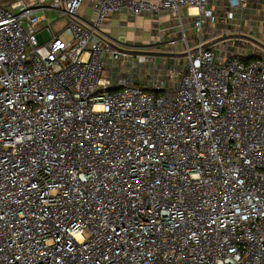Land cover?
I'll return each mask as SVG.
<instances>
[{
	"label": "built area",
	"instance_id": "obj_1",
	"mask_svg": "<svg viewBox=\"0 0 264 264\" xmlns=\"http://www.w3.org/2000/svg\"><path fill=\"white\" fill-rule=\"evenodd\" d=\"M248 4L0 0V264H264V49L241 37L264 21ZM142 15L157 53L185 55L122 51L108 22Z\"/></svg>",
	"mask_w": 264,
	"mask_h": 264
},
{
	"label": "rangeland",
	"instance_id": "obj_2",
	"mask_svg": "<svg viewBox=\"0 0 264 264\" xmlns=\"http://www.w3.org/2000/svg\"><path fill=\"white\" fill-rule=\"evenodd\" d=\"M15 0H2L4 4H9ZM48 3H51L53 0H47ZM87 3L84 2L80 9L79 14L84 15L87 14L89 9L86 8ZM55 14V15H54ZM245 17L252 18L258 16L257 19L264 21V0H249L248 8L244 10ZM56 16V12L49 13L47 12V16L51 18L52 16ZM187 18V17H186ZM173 19V18H172ZM215 20L210 22L208 28L205 32V40H212L214 37L218 35H222L221 28L223 27V20L219 18L215 23ZM45 20L41 21L38 26V33L36 34L38 41L43 43L50 39L51 35L44 29ZM191 20H188V23L185 25V28H190ZM112 24V26L110 25ZM151 24V18L146 15H142L136 18H129L127 16H122L120 19L111 18V20L107 24V28L111 29L113 33V39L117 41L122 46L132 47L131 49H135L139 52H154L157 53L158 49L154 48L153 43L158 39L157 35L150 34L149 27ZM109 25V26H108ZM165 25L167 28H171L170 17H165ZM186 35L188 39L195 40L196 36L194 32H182V35ZM244 35H251L250 32H244ZM257 36L262 38L259 40L261 43H264V34H260L256 32ZM175 38H179L178 32H175ZM121 46V47H122ZM125 50L126 48H120ZM127 50V49H126ZM162 57H156L157 61H160Z\"/></svg>",
	"mask_w": 264,
	"mask_h": 264
},
{
	"label": "water",
	"instance_id": "obj_3",
	"mask_svg": "<svg viewBox=\"0 0 264 264\" xmlns=\"http://www.w3.org/2000/svg\"><path fill=\"white\" fill-rule=\"evenodd\" d=\"M229 37H235V35H231ZM241 37L257 46H259L260 48L264 49V43H261L258 39L251 37V36H246V35H241ZM219 40V39H218ZM216 40V41H218ZM124 52H128V53H132V54H147V55H154V56H162V57H175V56H183L185 54H174V53H154V52H139L136 50H123Z\"/></svg>",
	"mask_w": 264,
	"mask_h": 264
},
{
	"label": "bare ground",
	"instance_id": "obj_4",
	"mask_svg": "<svg viewBox=\"0 0 264 264\" xmlns=\"http://www.w3.org/2000/svg\"><path fill=\"white\" fill-rule=\"evenodd\" d=\"M191 11H192V13H195L196 12V9H192Z\"/></svg>",
	"mask_w": 264,
	"mask_h": 264
},
{
	"label": "crops",
	"instance_id": "obj_5",
	"mask_svg": "<svg viewBox=\"0 0 264 264\" xmlns=\"http://www.w3.org/2000/svg\"><path fill=\"white\" fill-rule=\"evenodd\" d=\"M109 26V25H108ZM112 26V25H111ZM107 30H109L111 32V29L110 28H107ZM112 33V32H111ZM113 34V33H112Z\"/></svg>",
	"mask_w": 264,
	"mask_h": 264
}]
</instances>
